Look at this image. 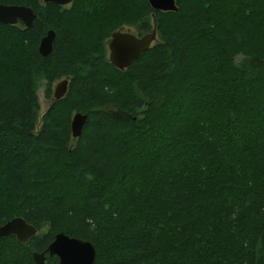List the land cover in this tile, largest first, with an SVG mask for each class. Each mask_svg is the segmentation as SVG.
<instances>
[{"label":"trees","instance_id":"trees-1","mask_svg":"<svg viewBox=\"0 0 264 264\" xmlns=\"http://www.w3.org/2000/svg\"><path fill=\"white\" fill-rule=\"evenodd\" d=\"M0 3L36 15L0 24V226L37 231L1 237L0 264H35L58 233L91 243L95 264H264V0ZM153 21L157 42L113 67L110 35ZM64 78L41 114L40 85L50 100Z\"/></svg>","mask_w":264,"mask_h":264},{"label":"water","instance_id":"water-1","mask_svg":"<svg viewBox=\"0 0 264 264\" xmlns=\"http://www.w3.org/2000/svg\"><path fill=\"white\" fill-rule=\"evenodd\" d=\"M74 0H43V3H52L55 5H69ZM150 8L154 11L169 13L176 12L177 6L175 0H147ZM154 18V16H152ZM36 15L29 7L4 5L0 3V24L15 25L22 23L26 28H31ZM151 32L142 36H134L131 33L124 32V28L111 35L108 44L109 62L119 70L127 69L140 55L148 50L157 40L156 25L152 22ZM55 33L48 30L46 35L40 40L38 53L42 57H47L53 49ZM67 91V80L58 82L53 90L55 100L62 99ZM119 116V113L117 115ZM87 121V116L81 113H74L71 117L70 128L72 138H79L82 129ZM36 229L28 225L22 218L16 217L0 226V238L13 236L18 242L25 243L35 236ZM45 254L49 257L57 258L56 264H95V250L91 243L77 238H72L64 233L55 235L54 240L49 243L41 253H32V260L35 264H46Z\"/></svg>","mask_w":264,"mask_h":264},{"label":"rangeland","instance_id":"rangeland-1","mask_svg":"<svg viewBox=\"0 0 264 264\" xmlns=\"http://www.w3.org/2000/svg\"><path fill=\"white\" fill-rule=\"evenodd\" d=\"M126 29H128L130 32L134 33L133 28L126 27ZM55 83L53 84V86L55 85ZM44 91H45V88H44V84L42 83L38 89V92H37L38 102L40 105V113H43L45 111L47 105H48V100L45 98V92Z\"/></svg>","mask_w":264,"mask_h":264},{"label":"bare ground","instance_id":"bare-ground-1","mask_svg":"<svg viewBox=\"0 0 264 264\" xmlns=\"http://www.w3.org/2000/svg\"><path fill=\"white\" fill-rule=\"evenodd\" d=\"M16 6H19V5H16ZM24 7H25V6H24ZM18 23H20V22H18ZM21 24H22V23H21ZM23 26H24V25H23ZM24 27H25V26H24ZM25 28H26V27H25ZM27 29H29V28H27ZM8 222H9V221H8ZM8 222H6L5 225L8 224ZM27 224H28V223H27ZM3 225H4V224H3ZM28 225H29V224H28ZM30 226H31V225H30ZM32 227H33V226H32Z\"/></svg>","mask_w":264,"mask_h":264}]
</instances>
